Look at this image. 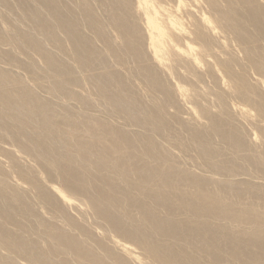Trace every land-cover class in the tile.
<instances>
[{
	"label": "bare ground",
	"instance_id": "obj_1",
	"mask_svg": "<svg viewBox=\"0 0 264 264\" xmlns=\"http://www.w3.org/2000/svg\"><path fill=\"white\" fill-rule=\"evenodd\" d=\"M0 264H264V0H0Z\"/></svg>",
	"mask_w": 264,
	"mask_h": 264
}]
</instances>
